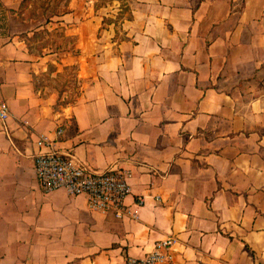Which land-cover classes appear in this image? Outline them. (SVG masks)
<instances>
[{"label":"crops","instance_id":"1","mask_svg":"<svg viewBox=\"0 0 264 264\" xmlns=\"http://www.w3.org/2000/svg\"><path fill=\"white\" fill-rule=\"evenodd\" d=\"M74 65L57 106L42 76ZM0 98V264H124L170 235L172 264H264V0H0ZM58 127L128 171L130 214L41 188Z\"/></svg>","mask_w":264,"mask_h":264},{"label":"built area","instance_id":"2","mask_svg":"<svg viewBox=\"0 0 264 264\" xmlns=\"http://www.w3.org/2000/svg\"><path fill=\"white\" fill-rule=\"evenodd\" d=\"M9 115L8 102L0 98V119L5 121ZM63 132V128L58 127L53 137L41 134L37 139L39 150L34 154V162L41 188L45 192L62 188L71 195H84L91 208L111 211L118 218L130 214L131 209L126 203L131 192L128 171L114 166L95 170L75 155L63 152L57 145ZM138 202L143 203L144 198L140 196ZM132 215L136 216V213ZM176 243L174 235L160 239L146 255H130L124 264H172Z\"/></svg>","mask_w":264,"mask_h":264},{"label":"rangeland","instance_id":"3","mask_svg":"<svg viewBox=\"0 0 264 264\" xmlns=\"http://www.w3.org/2000/svg\"><path fill=\"white\" fill-rule=\"evenodd\" d=\"M69 49L70 48L61 50V53H65L66 51H69ZM57 56H61V54H58ZM76 67V65L64 66L59 75L50 76L49 74H46V76H42L41 83L47 86L48 91L51 92V90H56L57 88L60 96L57 106L72 102L76 99L77 88L79 87L76 78Z\"/></svg>","mask_w":264,"mask_h":264}]
</instances>
